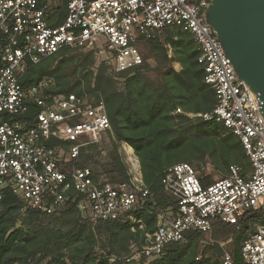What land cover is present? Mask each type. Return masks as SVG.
Listing matches in <instances>:
<instances>
[{
  "label": "built area",
  "instance_id": "obj_1",
  "mask_svg": "<svg viewBox=\"0 0 264 264\" xmlns=\"http://www.w3.org/2000/svg\"><path fill=\"white\" fill-rule=\"evenodd\" d=\"M211 0H0V201L11 193L23 209L43 214L76 202L94 228L107 223L141 233L143 245L127 257L98 250L108 264L159 259L189 230L209 234L216 222L237 225L252 218L240 247L242 264H264V116L262 101L238 78L214 29L206 22ZM182 30L192 35L204 83L215 105L188 118L221 123L235 135L249 161L243 176L237 167L203 184L189 163L165 169L161 178L170 201L143 182L133 149L122 143L127 181L112 183L73 162L84 147L98 144L112 127L102 100L88 93H54L43 78L24 85L27 71L62 49H90L108 54L112 71L142 64L139 39ZM171 52V51H170ZM34 104V122L13 120ZM174 114H182L180 109ZM152 220H148V219ZM149 228V229H148ZM64 255V253H60ZM221 264H233L224 252Z\"/></svg>",
  "mask_w": 264,
  "mask_h": 264
},
{
  "label": "trees",
  "instance_id": "obj_2",
  "mask_svg": "<svg viewBox=\"0 0 264 264\" xmlns=\"http://www.w3.org/2000/svg\"><path fill=\"white\" fill-rule=\"evenodd\" d=\"M138 43L148 48L142 64L123 72H109L105 62L94 71L93 50L65 48L31 67L22 79V84L31 85L50 78L54 93H88L104 102L112 133L102 135L98 144L82 148L73 164L89 168L94 176L109 182H126L120 147L127 143L139 161L143 182L159 197V208L170 201L161 178L174 164L189 163L203 184L225 177L232 166L241 176L247 173L250 164L235 135L221 123L184 115L206 113L215 105L214 92L203 81L192 35L182 30L160 32ZM173 63L179 64V71ZM177 109L182 114H174ZM38 112L30 104L25 114L13 120L27 121L30 126ZM23 208L11 193L0 201V264H108L98 250L127 257L130 242L135 250L143 245L138 240L141 233L132 234L126 225L107 223L92 228L76 202L52 214ZM252 220L246 216L237 225L216 222L209 234L189 230L183 242L168 245L159 259L147 262L142 257L114 264H221L224 249L232 255L233 264H242L240 247L251 231ZM205 241L210 245L201 250ZM208 249L213 252L210 257L205 256Z\"/></svg>",
  "mask_w": 264,
  "mask_h": 264
},
{
  "label": "water",
  "instance_id": "obj_3",
  "mask_svg": "<svg viewBox=\"0 0 264 264\" xmlns=\"http://www.w3.org/2000/svg\"><path fill=\"white\" fill-rule=\"evenodd\" d=\"M206 22L264 116V0H211Z\"/></svg>",
  "mask_w": 264,
  "mask_h": 264
},
{
  "label": "rangeland",
  "instance_id": "obj_4",
  "mask_svg": "<svg viewBox=\"0 0 264 264\" xmlns=\"http://www.w3.org/2000/svg\"><path fill=\"white\" fill-rule=\"evenodd\" d=\"M175 32L176 31H174V32H171V34H175ZM140 48H139V50H140V52H141V54H143V56L148 52V48L147 47H144L143 45H140L139 46ZM88 50H93L94 51V53H95V67H94V71H95V69L97 68V66L101 63V62H105L106 63V65L108 66V71L109 72H111L112 71V69H111V65H110V61H109V58H108V54H105V53H100V48L98 47V45L96 46L95 45V47H93V48H90V49H87V51ZM169 55H171V52L169 51ZM148 63L151 65V66H153L154 65V62L153 61H151V60H149L148 61ZM173 68L176 70V71H179L180 70V66H179V64H177V63H173ZM148 76L149 77H152V74L151 73H149L148 74ZM202 169H204V167H201ZM198 174V173H197ZM138 237V236H137ZM143 238H144V236H139L138 237V240H143ZM206 240H208V238H206ZM133 244L134 243H131L130 242V245H131V248H130V251H132V250H134L133 249ZM207 245H210V243L208 242V241H205L203 244H202V246H201V250H203ZM227 244H221L220 246L221 247H223V246H226ZM224 252H227L225 249L223 250ZM223 252V253H224ZM62 253H64V251H62ZM131 253V252H130ZM65 254V253H64ZM109 255H113V254H109ZM213 255V252H212V250H210V249H208L207 251H206V257H210V256H212ZM121 257H124V256H121ZM198 258L200 259L201 258V254H199L198 255ZM147 262H151V261H147Z\"/></svg>",
  "mask_w": 264,
  "mask_h": 264
}]
</instances>
